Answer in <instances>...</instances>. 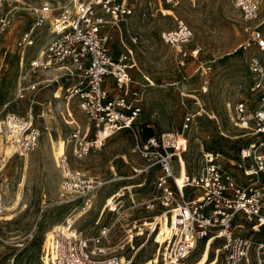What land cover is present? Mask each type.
Here are the masks:
<instances>
[{
  "label": "built area",
  "instance_id": "2783aa9c",
  "mask_svg": "<svg viewBox=\"0 0 264 264\" xmlns=\"http://www.w3.org/2000/svg\"><path fill=\"white\" fill-rule=\"evenodd\" d=\"M9 1L0 0V37L11 23L6 10ZM231 1L243 20L246 36L242 47L264 51V31L260 28L264 18L258 17L261 1ZM31 9L36 23L17 38V48L24 52L33 45L36 24L47 25L49 38L16 82L15 96L27 100V112L8 113L0 120L5 147L10 146V153H5L7 159L25 156L38 146L42 130L35 123L33 106L40 103L42 90L54 85L46 96L50 97L48 104L52 100L65 105L74 101L86 118L83 127L72 128L59 155L63 202H77L84 211L91 208L96 192L111 180L71 166L69 156L82 159L119 131L130 134L133 151L145 163L135 169L134 175L156 170L154 193L138 201L144 215L126 218L121 210L122 193H112L105 199L93 233L84 234L67 221L51 228V234L45 235L43 263L130 264L138 248L132 255L125 252L134 250L137 240L143 246L152 239L158 244L155 264L159 256L162 264H187L200 242L210 247L215 240L223 241L226 264H264V59L254 52L248 59L250 90L256 96V105L240 100L234 106V125L251 137L239 153L238 165L246 181L238 180L212 152L204 153L197 172L185 169L183 173L187 138L182 131L147 133L140 120L142 106L132 97L138 82L132 74L136 66L133 50L122 35V51L112 50L110 31L119 29V23L135 12V2L43 0ZM160 37L175 50L179 64L197 58L199 48L186 46L192 30L183 20L177 19L173 28L162 30ZM23 62L21 55V66ZM66 112L69 123H74L68 107ZM191 117L189 113L184 116L182 130L189 127ZM130 202L136 205L135 199ZM162 222L167 230L159 240Z\"/></svg>",
  "mask_w": 264,
  "mask_h": 264
},
{
  "label": "rangeland",
  "instance_id": "374dc122",
  "mask_svg": "<svg viewBox=\"0 0 264 264\" xmlns=\"http://www.w3.org/2000/svg\"><path fill=\"white\" fill-rule=\"evenodd\" d=\"M43 0H11L6 4L11 19L7 31L0 37V120L8 113L25 115L27 100L17 99L15 86L20 73H24L32 56L36 55L48 40L47 25L36 24L34 43L24 52L16 46L17 38L35 25L32 6ZM135 2V12L122 20L118 28H112V50L119 53L122 40L133 50L136 66L132 74L134 84L132 97L142 106L140 120L147 133L183 132L187 138L182 154L188 173L197 172L204 153L218 154V159L228 167L238 180L243 175L240 150L248 145L251 137L234 125V106L240 100L256 105V96L250 90L248 59L254 52L264 59V51L244 49L246 34L243 20L231 0H129ZM258 17L264 18V0ZM166 10H170L169 13ZM183 20L192 30L187 47L197 46L196 59L187 58L184 65L177 61L175 50L160 37L162 30L173 28L176 20ZM264 31V22L260 25ZM24 56L22 66L20 56ZM41 78V77H39ZM37 79V78H32ZM42 90L39 104L33 106L35 123L42 133L38 146L25 156L7 159L5 139L0 133V264H44L43 244L51 228L72 219V227L84 234L96 230L108 195L118 192L121 210L126 218L140 217L146 212L138 201L154 193L153 181L156 170L148 169L138 175L135 169L145 163L133 151V142L126 130L106 139L99 148L91 150L84 158L69 156V164L98 178L111 180L95 194L91 208L84 211L77 202H63L60 194L61 171L55 157L59 155L55 143L63 140L64 146L75 125L84 126L85 117L76 102L65 105L51 101L50 91ZM74 123H69L66 108ZM49 110V111H48ZM190 114L189 127L182 130L183 119ZM68 150V148H67ZM177 159L173 163L178 166ZM177 170V168H175ZM131 198L136 205H132ZM16 203H14L15 201ZM14 203L13 210L5 206ZM10 216L9 218H6ZM166 225L162 222L159 240ZM222 240L213 244L200 242L188 256L187 264H226ZM130 264H155L158 244L152 239L141 246L134 242ZM208 252L204 257V250ZM157 264H162L159 262Z\"/></svg>",
  "mask_w": 264,
  "mask_h": 264
},
{
  "label": "bare ground",
  "instance_id": "6f19581e",
  "mask_svg": "<svg viewBox=\"0 0 264 264\" xmlns=\"http://www.w3.org/2000/svg\"><path fill=\"white\" fill-rule=\"evenodd\" d=\"M166 12L169 13L170 10H166ZM55 146H56V149H57V153H58L59 155H61V154L64 152V149H65V146H64V142H63V140H58V141L55 143ZM4 150H5V153H6V154H9V153H10V146H6ZM59 155H57V160H58ZM183 163H184V162H183V160H182V164H183ZM182 171H183V173L185 172L184 164H183ZM179 183H181V180L179 181ZM14 201H15V200H14ZM14 203H16V201H15ZM14 203H13L12 205H10V206H5V210H6V211H11V210H13ZM0 210H3V205L1 204V200H0ZM9 217H10V216H7L6 218H9ZM67 222H68L69 224H72L73 220L70 219V218H68V219H67ZM51 232H52V230H51ZM51 232H48V235H50ZM207 252H208V247H206L205 250H204V253H203V254H204V257H205V255L207 254ZM200 263H201V261H200L199 263H197V264H200Z\"/></svg>",
  "mask_w": 264,
  "mask_h": 264
},
{
  "label": "crops",
  "instance_id": "0c3cea01",
  "mask_svg": "<svg viewBox=\"0 0 264 264\" xmlns=\"http://www.w3.org/2000/svg\"><path fill=\"white\" fill-rule=\"evenodd\" d=\"M121 51H122V50H121ZM55 161L58 162V160H57V156L55 157Z\"/></svg>",
  "mask_w": 264,
  "mask_h": 264
}]
</instances>
